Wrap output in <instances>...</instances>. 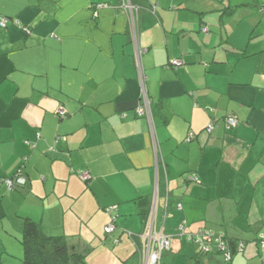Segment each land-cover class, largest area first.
<instances>
[{"label": "crops", "instance_id": "1", "mask_svg": "<svg viewBox=\"0 0 264 264\" xmlns=\"http://www.w3.org/2000/svg\"><path fill=\"white\" fill-rule=\"evenodd\" d=\"M131 1L158 147L136 112V48L122 0H0V261L24 264L30 218L44 237L73 235L70 249L87 264H141L154 209L171 239L162 264H264V13H255L264 0ZM240 5L254 7L248 26L238 25L244 6L227 15ZM181 226L185 235H225L231 262L213 253L197 263Z\"/></svg>", "mask_w": 264, "mask_h": 264}, {"label": "built area", "instance_id": "2", "mask_svg": "<svg viewBox=\"0 0 264 264\" xmlns=\"http://www.w3.org/2000/svg\"><path fill=\"white\" fill-rule=\"evenodd\" d=\"M98 7H109L105 4H100ZM120 8L126 11L129 14V25L131 29L132 38L136 48V64L138 69V77L140 84V103L137 107V115L140 117H145L150 125L151 133L153 139L155 141V147L159 146L156 137V126L154 121L153 114V104L149 96L148 86H147V76L145 74V70L143 68V55L145 53V49L139 44V26H138V17L140 12V7L138 5H134L131 0H122ZM157 5L152 6L151 13L156 14ZM2 27H6L7 21L3 19L1 21ZM27 35L31 34L29 29H24ZM205 33L208 32L207 28H203ZM183 65L181 60H174L171 63L172 67H180ZM60 116L65 118L67 115V111L65 108L60 110ZM237 120L233 117H229L226 120V127L228 129H232L236 127ZM213 124L208 128V133H211L213 130ZM194 138L193 134L189 135L187 141H191ZM80 178L84 182H88L91 179V175L88 172H79ZM190 181H197L198 179L195 175L191 176ZM6 184L10 189L14 187V181L11 179H7ZM18 184H25L26 179L19 177L17 179ZM115 211L114 208L107 209V212L112 214ZM116 221V217H114L113 223L106 227L105 231L107 234H111L116 230V226L114 222ZM183 226L180 227V231L187 238L188 241L194 243L199 252L204 255L212 254V253H223L228 261L231 260L232 254L229 249V245L225 240V235L217 234L211 230H200L198 233L194 235H185ZM143 240V247L141 249V264H162L163 255L165 252L171 250V239L170 236L165 234L163 230H159L155 226V211L153 209L148 223L146 224L145 230L141 235ZM260 248L261 251L264 252V235H260ZM244 249V243H240L238 248V252H242Z\"/></svg>", "mask_w": 264, "mask_h": 264}, {"label": "trees", "instance_id": "3", "mask_svg": "<svg viewBox=\"0 0 264 264\" xmlns=\"http://www.w3.org/2000/svg\"><path fill=\"white\" fill-rule=\"evenodd\" d=\"M242 6L247 7L249 5L235 6L234 8H232V10L227 15L228 16L233 15L235 10L238 7L241 8ZM4 19L7 21V24H8V19L5 17ZM225 240L228 243L226 236H225ZM21 243H22L23 251H24V258H23L24 264H87L85 254L71 251L65 237L63 236H53V237L42 236L40 232L39 224L30 218H26L24 220V232H23V238L21 240ZM257 243L260 246V235H258L257 237ZM238 246H240V244ZM197 252L198 254H197L196 262L199 263L200 260H197V259H199V257H202L204 254H202L199 251ZM223 255L225 257V254ZM233 256L234 255L232 254V258ZM231 260L228 261L226 259L227 262H231ZM0 264H2L1 261H0Z\"/></svg>", "mask_w": 264, "mask_h": 264}, {"label": "rangeland", "instance_id": "4", "mask_svg": "<svg viewBox=\"0 0 264 264\" xmlns=\"http://www.w3.org/2000/svg\"><path fill=\"white\" fill-rule=\"evenodd\" d=\"M260 4L261 3H257V5H258V7L260 6ZM253 5V4H252ZM264 4H262L261 6H263ZM261 7H259V8H257V9H259V11H256L255 13H260L261 15L264 13V7H263V9H260ZM242 9V13H243V15H245L244 17H243V19H241V21L238 23V25H243V26H248V24H250L251 23V19L254 17V14L252 13L253 11H254V7H251V6H244L243 8H241ZM244 11H246V12H244ZM252 13V14H251ZM259 19H261V22H263L262 20H264V18L262 17V16H259ZM262 25H264V24H262ZM248 41H249V39H247L246 38V40L245 41H243V39H241V38H238V40H237V43L238 44H240V43H243L244 42V45L246 46L247 45V43H248ZM73 232H74V234L75 233H77V232H79V229H78V227H74L73 228ZM66 238V240H67V242H68V245H69V241H71L69 238H72V239H74V237H73V235L71 236V237H68V239H67V237H65ZM16 240H18L17 238H16ZM69 240V241H68ZM15 242V241H14ZM20 243H17V242H15V244H14V251L15 250H17V246L19 247L20 245H19ZM69 247H70V245H69ZM9 249L12 251V248H10L9 247ZM21 251H22V248L20 249ZM13 251V252H14ZM18 251H19V248H18ZM168 252V251H167ZM165 254H166V252H165ZM14 259H15V255H14ZM14 261H17L16 259L14 260ZM22 263V262H21Z\"/></svg>", "mask_w": 264, "mask_h": 264}]
</instances>
